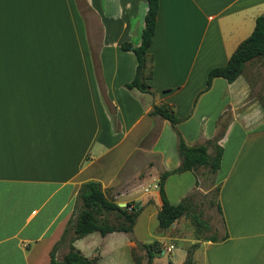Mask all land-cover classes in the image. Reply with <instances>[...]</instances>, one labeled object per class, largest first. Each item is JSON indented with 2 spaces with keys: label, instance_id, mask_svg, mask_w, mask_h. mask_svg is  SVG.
Wrapping results in <instances>:
<instances>
[{
  "label": "crops",
  "instance_id": "crops-1",
  "mask_svg": "<svg viewBox=\"0 0 264 264\" xmlns=\"http://www.w3.org/2000/svg\"><path fill=\"white\" fill-rule=\"evenodd\" d=\"M84 1L86 13L78 0H0V264H50L88 181L155 219L162 199L158 189L147 199L145 189L180 167L178 134L189 146L220 134L223 148L226 237L204 242L203 263L264 264V113L247 73L261 58L234 82L217 77L205 90L209 71L252 34L264 0H159L151 93L126 87L138 60L122 49L141 44L147 0ZM162 104L174 109L176 128L149 115ZM164 189L173 205L210 190L193 171L169 175ZM139 220L132 233H92L74 245L97 264H136V243L148 244ZM171 232L157 241L172 249L171 264H182L186 250Z\"/></svg>",
  "mask_w": 264,
  "mask_h": 264
},
{
  "label": "trees",
  "instance_id": "trees-1",
  "mask_svg": "<svg viewBox=\"0 0 264 264\" xmlns=\"http://www.w3.org/2000/svg\"><path fill=\"white\" fill-rule=\"evenodd\" d=\"M147 2L148 10L145 15L141 44L138 47H132V44L124 43L122 44V49L133 51L138 60L135 77L130 83L126 84V87L128 89H138L144 93H151V86L148 84V80L153 75V57L149 53V49L156 31L159 0H147ZM263 57L264 15H261L256 19L252 34L238 46L227 64L215 67L209 71L205 90L211 87L213 79L217 77H222L229 83L234 82L244 73L246 63ZM149 115L170 121L174 128L180 122L174 109L166 104L155 105ZM219 135L207 144L189 146L178 134V151L182 160L181 165L171 172H164L158 185V191L162 199V206L157 215L160 230L172 229L181 218L186 217L190 218L195 226L196 239L217 242L226 237V235L222 237H201L202 232L209 230L210 226L192 211V195L173 205L168 201L164 189V182L171 174L187 171L196 172L200 168L207 170L209 174H216L220 170L223 156V148L217 143ZM209 148L213 149V154H209ZM107 192L101 183L97 181H88L80 186L74 213L69 219L61 239L51 251L50 264H97L98 257L89 258L75 247L74 243L77 240L92 233H99L101 236H106L113 232L132 233L141 212V207L134 205L132 210H129L131 204H127L126 207H120L113 198L109 197ZM218 209L221 212L219 203ZM160 244L157 240L148 244L136 243L138 249L146 252L147 264H152L156 254L161 253ZM199 246L200 242L191 245L182 264H195L194 253ZM64 247L67 252L62 259H58L59 250ZM133 257L136 264H142V259L136 255V249L133 251Z\"/></svg>",
  "mask_w": 264,
  "mask_h": 264
},
{
  "label": "rangeland",
  "instance_id": "rangeland-1",
  "mask_svg": "<svg viewBox=\"0 0 264 264\" xmlns=\"http://www.w3.org/2000/svg\"><path fill=\"white\" fill-rule=\"evenodd\" d=\"M80 8L86 13V4L84 0H78ZM248 80L252 87V96L259 101L261 109L264 113V57L254 62L252 67L248 68ZM226 120V119H225ZM221 131V129H220ZM136 167L143 166L141 163H134ZM144 173V172H143ZM197 176L202 181V185H205L209 188L207 192H203L202 190H195L192 194L191 200V209L194 213L198 214L199 217L204 220L207 224H209V230L203 231L201 237H222L224 235V223L218 209V188L220 183V177L218 176V172L214 175L209 174V172L205 169H198L196 171ZM204 182V183H203ZM151 184L149 187L150 190L145 189L146 192H149L147 199H156V186ZM150 209H153V206H150ZM147 210L141 211L140 220L138 226L136 228V232L139 234L140 238H143L147 243H152L156 240H159L162 236L160 233L168 234L169 231H172L171 234L174 239H178L177 242L179 246L182 244L184 249L187 250L191 247L192 244L200 242V246L196 249L194 253L195 264H204L203 263V255L204 249L202 245L204 242L196 239L195 236V226L192 223L190 218L183 217L177 222V226L175 229H169L166 231H162L159 229L157 217L155 219H149L147 214ZM94 237H100L99 234H95ZM162 240V239H161ZM164 243V241H162ZM166 243V242H165ZM159 247L162 249L161 253L156 254L155 259H160L161 262L165 264H171V251L172 249L167 247L165 244H160ZM65 250V247L59 250V255H62ZM142 249L136 248V255L142 259L143 262L147 263V256L143 254ZM154 259V260H155ZM153 260V261H154Z\"/></svg>",
  "mask_w": 264,
  "mask_h": 264
},
{
  "label": "built area",
  "instance_id": "built-area-1",
  "mask_svg": "<svg viewBox=\"0 0 264 264\" xmlns=\"http://www.w3.org/2000/svg\"><path fill=\"white\" fill-rule=\"evenodd\" d=\"M133 207H134V205H131V206L129 207V210H132Z\"/></svg>",
  "mask_w": 264,
  "mask_h": 264
},
{
  "label": "water",
  "instance_id": "water-1",
  "mask_svg": "<svg viewBox=\"0 0 264 264\" xmlns=\"http://www.w3.org/2000/svg\"><path fill=\"white\" fill-rule=\"evenodd\" d=\"M120 207H126V206L123 205V206H120Z\"/></svg>",
  "mask_w": 264,
  "mask_h": 264
}]
</instances>
